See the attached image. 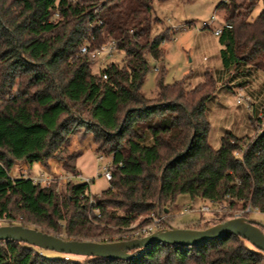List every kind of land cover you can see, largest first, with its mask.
I'll return each mask as SVG.
<instances>
[{
  "label": "trees",
  "instance_id": "16d2710c",
  "mask_svg": "<svg viewBox=\"0 0 264 264\" xmlns=\"http://www.w3.org/2000/svg\"><path fill=\"white\" fill-rule=\"evenodd\" d=\"M154 1L0 0V226L31 223L66 240L126 241L111 234L164 212L180 194L228 209L249 206L245 218L264 214V128L246 141L226 132L213 149L207 94L186 101L183 79L162 78L155 97L143 94L149 60H162L172 37L151 33L159 21ZM250 2L252 9L257 0ZM220 8L231 26L218 36L223 69L234 78L241 67L264 73V9L246 22L232 2ZM85 41L91 48L115 41L124 59L95 75V58L79 52ZM79 129L111 156L112 179L100 198L89 204L84 183L68 182L64 195L30 175H10L20 162L48 167ZM69 162L75 156L64 165L75 172ZM72 256L0 240V264H264V252L234 235L193 247L159 244L124 261Z\"/></svg>",
  "mask_w": 264,
  "mask_h": 264
},
{
  "label": "rangeland",
  "instance_id": "374dc122",
  "mask_svg": "<svg viewBox=\"0 0 264 264\" xmlns=\"http://www.w3.org/2000/svg\"><path fill=\"white\" fill-rule=\"evenodd\" d=\"M222 1L232 2L235 14L237 16L242 14L246 22L253 21L264 9V0H257L252 9L250 0H155L153 2L152 16L159 21L153 23L151 33L154 35L166 31L172 37L162 44L163 59L158 62L149 60L150 70L141 88L145 96L152 98L156 96L157 82L161 78L164 84H172L183 79L187 93L186 101L195 102L207 94L205 114L210 126L208 143L213 149L219 147L220 137L226 132L246 141L253 139L264 128V73L241 67L238 72L242 76L234 79L221 66L220 45L213 31L227 18L225 9H217V5ZM212 17L215 19L212 20ZM123 59L124 52L118 50L110 55L97 54L92 64V72L98 75L108 64H120ZM28 78L29 75H23L21 80ZM16 88L14 90H17ZM238 100L241 102L237 103ZM93 139L90 132L79 129L72 135L69 144L63 147L60 157L49 161L48 167L35 163L28 168L26 163L20 162L13 167L10 175L16 178L47 172L49 185H55V188L65 195L68 182L59 178L69 173H81L92 180L88 196L94 201L110 186V183L102 177L103 165H110L111 170L113 165L105 147L96 151ZM72 141L81 145L80 156L75 158V162L68 163L75 165V172L64 167L70 156H66L63 151L71 146ZM73 156L76 157V154ZM98 156H102L103 160L98 162ZM206 206L208 210H202ZM95 212L97 214V211ZM244 213H247L245 209L222 210L208 201L191 199L187 194H180L174 204L167 206L164 212L140 215L128 229L122 228L120 233L111 234L110 238H131L136 231L152 226H155L153 232L168 229L170 226L203 230L215 225L222 218L235 215L244 217ZM246 218L264 226L263 213L252 212ZM27 225L34 229L39 227L31 223ZM104 237L107 239V236L100 238ZM47 254L51 257L61 255L53 251H47ZM72 257L75 260H83V256Z\"/></svg>",
  "mask_w": 264,
  "mask_h": 264
},
{
  "label": "water",
  "instance_id": "95a60500",
  "mask_svg": "<svg viewBox=\"0 0 264 264\" xmlns=\"http://www.w3.org/2000/svg\"><path fill=\"white\" fill-rule=\"evenodd\" d=\"M264 226L245 217L231 218L203 230L168 229L153 232L141 238L118 242L66 240L41 230L22 225L0 226V240H13L60 254L99 257L112 260H130L144 250L159 244L193 247L234 235L246 240L255 249L264 252ZM137 252L131 254L130 252Z\"/></svg>",
  "mask_w": 264,
  "mask_h": 264
},
{
  "label": "built area",
  "instance_id": "2783aa9c",
  "mask_svg": "<svg viewBox=\"0 0 264 264\" xmlns=\"http://www.w3.org/2000/svg\"><path fill=\"white\" fill-rule=\"evenodd\" d=\"M215 17H212V20H214ZM224 28H231V26L225 22H223V24L219 27V28H216L214 29L213 31V34L215 36H219L221 31L224 29ZM116 50V42L115 41H110L109 43H106L104 45H101L99 47H90V44L85 41L84 44L80 47V54H90L91 57L95 58L97 54H104V55H110L112 54L113 51ZM155 71H157L156 68H154ZM103 79H106V76L103 75ZM241 101L238 100L237 103H240ZM235 155H237L235 153ZM103 160V157L102 156H98L97 158V161H102ZM31 179L33 180L34 183L36 184H42V185H49L50 183V179H49V173L47 172H42L40 173L39 175H34V176H30ZM102 177L105 179V181L109 182L111 179H112V170L110 169V165H103L102 167ZM59 179H62L66 182H75V183H84V184H87L90 186V183L92 182L91 179L89 178H86L84 177L81 173H69L68 175H64V176H61V178ZM88 199H89V196H88ZM89 204H91L93 202V200L90 198L88 200ZM220 209L222 210H228V208H226L225 206L223 207H219ZM190 209V208H188ZM187 210V209H186ZM202 210L204 211H207L208 210V207H203ZM246 212H250L251 211V208L249 206H247L245 208ZM253 212H256L255 210ZM239 217V215H235L233 216V218H237ZM155 226H152V227H146V228H143L141 230H138L136 231V233L133 235V237L130 238L131 239H135V238H141V237H144V236H147L149 234H151L153 232V228Z\"/></svg>",
  "mask_w": 264,
  "mask_h": 264
},
{
  "label": "crops",
  "instance_id": "0c3cea01",
  "mask_svg": "<svg viewBox=\"0 0 264 264\" xmlns=\"http://www.w3.org/2000/svg\"><path fill=\"white\" fill-rule=\"evenodd\" d=\"M215 36V35H214ZM215 37H217L218 38V36H215ZM227 74H229V73H227ZM234 79H236V78H234ZM75 141V140H74ZM80 146L81 145H77V144H75V143H73V141H72V143H71V146H68V147H66L65 149H64V151H63V153L66 155V156H73L74 154H76V157L75 158H77L78 156H80V154H81V152L79 151V148H80ZM80 152V153H79ZM42 167V166H41ZM29 168V167H28ZM41 171H42V169H41Z\"/></svg>",
  "mask_w": 264,
  "mask_h": 264
}]
</instances>
